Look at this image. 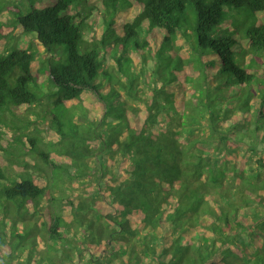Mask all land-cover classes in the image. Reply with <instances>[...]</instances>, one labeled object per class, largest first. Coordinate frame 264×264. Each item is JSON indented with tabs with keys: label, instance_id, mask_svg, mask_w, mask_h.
Here are the masks:
<instances>
[{
	"label": "trees",
	"instance_id": "1",
	"mask_svg": "<svg viewBox=\"0 0 264 264\" xmlns=\"http://www.w3.org/2000/svg\"><path fill=\"white\" fill-rule=\"evenodd\" d=\"M37 1L42 67L0 31V264H264V0Z\"/></svg>",
	"mask_w": 264,
	"mask_h": 264
},
{
	"label": "rangeland",
	"instance_id": "2",
	"mask_svg": "<svg viewBox=\"0 0 264 264\" xmlns=\"http://www.w3.org/2000/svg\"><path fill=\"white\" fill-rule=\"evenodd\" d=\"M30 1L31 0H0V23H7V25H6L7 27L0 28V31H1V34H6L7 32L8 33L11 32V37L12 38H16V40H15V42L13 44L20 45V44L26 42L27 40L30 41L31 49H34V50L37 51L36 58L34 59V61L32 63L33 64L32 65L33 66V71H35V69L38 70V68L42 67L43 61L46 62V57L48 56V54H47V52L45 50V47L43 45H41V43H39L34 38L35 34L33 32H29V34H25V33H23L21 31V29L19 27L13 29V26H14L13 16H12L10 10H9V7L10 6H14V5H17V6L25 5L24 8H26L30 4ZM44 1L45 0H38L35 3V6H39ZM92 2H94V1L92 0ZM94 3H96V1ZM69 11L71 13H73V14L75 13V9L74 8L73 9L70 8ZM135 11H136V7H131L129 9H125V10L120 11L117 15H118L119 19L128 20V19L132 18V16L134 15ZM85 31L87 32L86 33V37L87 38H91L92 37L91 34L93 33L92 28L88 27V28H86ZM28 43L29 42H27V46H28ZM61 47H62V49L64 48L63 46H61ZM57 49H59L61 51V49L59 47H57ZM59 50H57V53H56L55 57L59 56ZM187 71L192 76L193 71L190 68H187ZM42 73L43 72H41V74ZM38 84L40 85L41 91L46 90L47 89V85L49 84L47 82V75H41L40 78L38 79ZM181 87H178L177 84H173V85L170 86V89H174L175 91H178ZM46 102H47L46 99H44L43 103L41 104L42 106L33 105V107H31L29 110H19V109L16 110L14 108L13 109L14 112H15L14 114H16V115H14L13 117L16 116L17 118H19V120L24 119V121H26V120H29V119H33L38 114H45L44 113V112H46L45 108L47 107V103ZM42 110H44V111H42ZM45 115H46L45 118H40L41 127L42 126L46 127L47 126V122L49 120L48 118L51 117L48 113H46ZM7 116H8L7 117L8 119L10 117L12 118V116H10V115H7ZM35 123L33 125L29 126L30 130L33 129ZM44 137H46V135H44ZM24 141H27V140L24 139ZM53 156L55 158H59L57 153H53ZM91 164L93 165V162H91ZM13 170H21V166H14V167H12V171ZM64 181H65V184L67 186L72 187L70 185V183H68V180L64 179ZM79 190L80 191H77L75 193L82 194L85 191V189L83 187H81ZM58 191L59 190H57L56 192H58ZM86 258H87V256H86ZM12 264H14V262ZM111 264H116V261L112 262Z\"/></svg>",
	"mask_w": 264,
	"mask_h": 264
}]
</instances>
